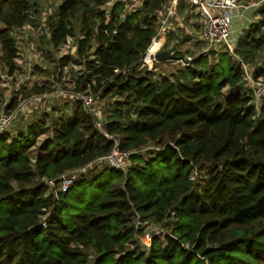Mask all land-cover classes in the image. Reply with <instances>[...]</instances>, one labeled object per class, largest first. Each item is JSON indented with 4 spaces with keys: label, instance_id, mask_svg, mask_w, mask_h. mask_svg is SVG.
I'll return each instance as SVG.
<instances>
[{
    "label": "trees",
    "instance_id": "trees-1",
    "mask_svg": "<svg viewBox=\"0 0 264 264\" xmlns=\"http://www.w3.org/2000/svg\"><path fill=\"white\" fill-rule=\"evenodd\" d=\"M55 1L46 41L58 50L72 38L75 50L51 73L83 69L71 79L70 110L0 132V264H264V98L256 107L236 59L202 52L157 75L140 61L168 0H143L129 13L119 0ZM36 6L0 0L9 74L18 68L11 33L36 26ZM255 17L234 52L264 78V3ZM48 91L32 84L23 97ZM81 92L115 96L101 128ZM19 103L9 98L4 109ZM114 139L130 152L126 171L97 162ZM63 174L73 178L60 191ZM150 224L161 234L146 251L139 237Z\"/></svg>",
    "mask_w": 264,
    "mask_h": 264
},
{
    "label": "rangeland",
    "instance_id": "rangeland-1",
    "mask_svg": "<svg viewBox=\"0 0 264 264\" xmlns=\"http://www.w3.org/2000/svg\"><path fill=\"white\" fill-rule=\"evenodd\" d=\"M36 1L38 2V6L36 7L38 8L39 17L35 21L36 26L33 27L35 30L29 29L28 26L24 29L26 31V37L30 39L29 43L27 44L19 41L17 38L20 54L18 55V58L15 59V62L18 65V68L12 74H9L6 67L0 65V89L3 91V98L0 102V113L6 111L4 109V105L7 100L12 97H16L18 102H20L19 106H24L22 113L18 116L16 121L10 125V130H16V127H24L32 121H46V118L49 121L54 110L62 109L63 112L65 110H70V107L74 105L75 99L71 96L73 85V81H71V79L77 75V71L80 72L83 69L80 65L69 64L62 69L60 76L55 73H51L55 69L57 59L59 56L66 54L67 48L62 51L52 50L46 41V30L44 24L45 21L55 12L57 1ZM168 2L169 0L167 1L164 9L161 11L162 14H164L167 10L169 11L170 3ZM256 2L257 0H253L247 4L242 0L238 1L235 11H238L240 15L237 16L238 19L236 20L235 25L238 27L243 25L244 27L242 30L245 29L254 19L257 7L252 6V4ZM185 5L188 17L185 16V14L180 13L179 16L175 15L174 11L169 12L170 16L168 18V23L166 25V29L164 30L163 37L164 41L167 39L168 44H170L168 47H173L175 51H178L179 56L184 57L197 54L202 51L204 46L200 34L201 28L198 21L199 15L193 7L187 4ZM181 13H185L184 8H182ZM190 13H192V15ZM158 15L159 20L165 17V15L161 16L159 13ZM36 29L40 30L38 31ZM41 32H43V37L40 38ZM72 43L73 42L71 41V44ZM35 48H37L38 53L40 52L38 56L36 52L32 51ZM223 48L224 46L222 45H219L218 47V49L221 50H223ZM45 50H50V54L47 55ZM69 53L73 52L69 51ZM259 59L257 61H260ZM174 60L175 58L173 60H164L162 63L157 62L156 65H153L152 71L157 75L174 73L181 65ZM32 84L46 85L50 91L44 94L32 95V97H23L25 90ZM113 97L115 96L107 95L106 97L97 100L92 98L93 104L90 105V108L92 113L97 116L101 122L105 121L104 118L106 117L108 108L112 105L111 103L113 102ZM155 230L161 231V228L158 225L150 224L146 227L143 235L149 237Z\"/></svg>",
    "mask_w": 264,
    "mask_h": 264
},
{
    "label": "built area",
    "instance_id": "built-area-1",
    "mask_svg": "<svg viewBox=\"0 0 264 264\" xmlns=\"http://www.w3.org/2000/svg\"><path fill=\"white\" fill-rule=\"evenodd\" d=\"M115 0H109L106 5H112V3ZM124 3V10L125 12H132L136 9H138L141 4L143 3V0H119ZM239 0H172L173 5L171 4L169 6V11L167 10L164 14L159 12V14L162 16L165 15L164 18L160 19L158 22V28L155 33V35L152 37L150 44L148 45L147 49L145 50L144 54L142 55L141 61H140V67H149L153 69V61L155 60V54L160 51L164 50V30L166 29V25L168 23L169 18V12H173L175 10V6L182 2L184 4H187L195 9L197 14L199 15V25H200V34L205 42V49L204 52L212 51L214 48L219 47V45L224 46L223 50H227L237 61L238 67L242 71V79H243V85L250 90L251 95L253 97V102L256 105V107L259 106L260 101L264 98V78L262 76H254L253 67H251L249 64L244 62L241 58H239L235 52H234V46L237 39L233 38L232 35V18L234 17L235 9L237 8ZM264 1V0H262ZM262 1H258L252 6L258 7ZM174 9H172V7ZM252 21H255L254 19ZM251 21V22H252ZM32 27H31V26ZM28 26L29 29H34L32 24L26 23L20 28H16L12 31V35L15 39V44L17 47V56L20 54L18 49V42L19 41L29 43V38L26 37V31L24 30L25 27ZM41 28V27H38ZM35 30V29H34ZM40 30V29H36ZM20 32V33H19ZM19 33V34H18ZM25 39V41H24ZM73 42L72 38H67L66 42L62 44L59 47V51L66 49L67 51L74 52L75 50V44ZM33 52H36L37 56L39 55L37 48L32 50ZM174 59V58H173ZM171 59V60H173ZM192 59V56H185V58H175L174 61L177 63H180L181 66L186 65L190 60ZM32 97V96H31ZM76 98L80 99L86 107H90V105L93 104L92 98L93 96L91 94H86L84 92L77 93ZM23 105H18L17 108L13 109L9 112H1L0 113V132L6 131L9 129L10 125L16 121L18 116L23 111ZM96 126L101 128L102 122L98 118L96 121ZM115 146L112 149V151L105 157L97 160L98 163H108L111 166H114L116 168L122 169L123 171H126V169L130 165V152H122L117 147V141L114 139ZM71 178L73 176H68L67 174H63L61 176V182L59 184L58 190L65 191L69 184L71 183ZM51 185H53L52 181H49ZM138 218L136 219V222L139 223ZM152 234H161V231H154ZM146 235H141L140 242L144 249L147 251L150 246V239L151 236L147 237Z\"/></svg>",
    "mask_w": 264,
    "mask_h": 264
},
{
    "label": "crops",
    "instance_id": "crops-1",
    "mask_svg": "<svg viewBox=\"0 0 264 264\" xmlns=\"http://www.w3.org/2000/svg\"><path fill=\"white\" fill-rule=\"evenodd\" d=\"M168 3H170L169 4V6L172 4L173 5V3H172V1L171 0H169V2ZM185 4H183V7L182 8H184V11H185V13H181V11H182V9H180L179 10V5L177 4L176 6H175V10H174V13H175V15H178L179 16V13L180 14H185V16H188V14L186 13V8H185ZM172 7V6H171ZM172 9H174L173 7H172ZM191 15H192V13H190ZM240 14H239V12L238 11H235L234 12V17L232 18V23H231V27H232V32H233V38L234 39H237V36H238V34L242 31V28L244 27L243 25H241L240 27H238V26H236L235 25V22H236V20L238 19L237 18V16H239ZM254 20H256V17L254 16ZM245 24V23H244ZM165 41H167V39H165ZM202 41H203V39H202ZM73 43L75 44V41L73 40ZM203 49H202V51H200V52H198L197 54H195V55H198L199 53H201V52H204V47H205V42L203 41ZM170 44H168V41L166 42V48L167 49H170L171 47H168ZM221 49H218V47H216V48H214L212 51H214V52H217V51H220ZM207 53V52H206ZM195 55H193V56H195ZM162 63V62H161Z\"/></svg>",
    "mask_w": 264,
    "mask_h": 264
},
{
    "label": "water",
    "instance_id": "water-1",
    "mask_svg": "<svg viewBox=\"0 0 264 264\" xmlns=\"http://www.w3.org/2000/svg\"><path fill=\"white\" fill-rule=\"evenodd\" d=\"M264 3V1H262ZM174 55L172 53H169L167 50H160L155 54V61L156 62H162L167 59H173Z\"/></svg>",
    "mask_w": 264,
    "mask_h": 264
}]
</instances>
